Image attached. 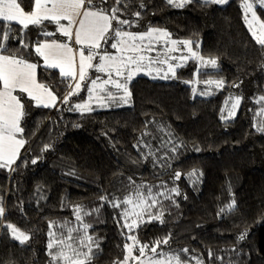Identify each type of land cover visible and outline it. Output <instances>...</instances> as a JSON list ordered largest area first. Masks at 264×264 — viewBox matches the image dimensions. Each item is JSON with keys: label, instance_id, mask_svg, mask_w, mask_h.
Here are the masks:
<instances>
[{"label": "trees", "instance_id": "trees-1", "mask_svg": "<svg viewBox=\"0 0 264 264\" xmlns=\"http://www.w3.org/2000/svg\"><path fill=\"white\" fill-rule=\"evenodd\" d=\"M243 1L221 6L193 0L182 9L167 0L120 4L117 15L132 22L123 30L163 29L192 41L202 56L219 62L221 69L211 74L224 79L226 88L211 98H194L187 84L142 76L130 86L133 106L110 111L75 110L87 97V85L82 98L63 103L71 81L63 80L58 69L46 68L32 45L63 41L64 36L46 37L41 28L30 26L24 36L29 48L24 49L20 26L13 25L6 54L36 63L40 83L55 91L58 104L37 107L23 98L30 104L22 122L26 146L11 170L0 168V264H50L48 233L64 232L61 225L67 221L69 227H80L77 207L90 225L87 234L99 245L93 248L92 264L122 261L130 236L149 248L167 239L159 249L178 255L182 264H264V131L259 130L264 49L245 23ZM20 2L26 12L32 10V0ZM95 4L117 6L115 0ZM258 13L264 20V10ZM45 25L46 31L56 27ZM186 75L194 78L192 66L178 71L179 77ZM236 85L245 89L244 99L237 117L224 121L222 109ZM137 185L146 186L145 192L151 189L157 204L149 211L162 213L163 222L145 214L130 231L120 215L125 206L114 208L112 201L122 200ZM9 223L30 239L24 244L13 239ZM50 224L55 226L50 229Z\"/></svg>", "mask_w": 264, "mask_h": 264}, {"label": "snow or ice", "instance_id": "snow-or-ice-1", "mask_svg": "<svg viewBox=\"0 0 264 264\" xmlns=\"http://www.w3.org/2000/svg\"><path fill=\"white\" fill-rule=\"evenodd\" d=\"M192 2L193 0H167L168 4L177 8ZM101 3H106V0H101ZM122 3H125V0H115L117 6L107 9L98 7L95 0H32V10L26 12L20 0H0V168L11 170V165L16 162L20 150L26 143L22 136L24 129L21 126V121L25 116L24 102H22L21 96L14 93L26 94L27 98L35 101L37 106L46 108L54 107L57 101L53 91L37 81L38 65L36 63H31L16 54H6L7 42L13 31V25L20 26L18 39L20 47L24 49L29 48L24 36L30 26L41 28L40 34L43 36L55 35L53 32L44 30L46 28L45 21L55 24L56 32L67 37L69 41L74 39V44L80 46L74 49L68 43L52 40L38 42L32 45V48L35 54L44 61L46 68L59 69L60 77L63 80L71 81L67 85L70 91L64 97L63 103H69L71 97L78 95L79 91L84 90L87 85L88 100L74 105L75 110L81 113L93 110L91 101L94 98L97 101L104 99L116 101L118 99L122 103H128L131 98L128 84L135 75L141 72L148 75L155 71L158 76L161 69L154 67L155 65H167V71L160 78H168L169 73L175 78V68L181 65H173L169 61L187 59V57L168 55L176 52L178 45L186 48L193 58H198L203 64L216 67V59L205 61L193 50L192 41L173 40L166 30L149 28L143 33L123 30L124 25L132 26V22L122 20L117 15V13H122V9L119 7ZM205 3L223 5L227 4L228 0H205ZM257 7L264 10V0H244L242 4L245 23L256 43L264 49V21L257 15ZM249 13L251 19H249ZM134 15L139 18L140 13L136 12ZM61 21H67V23H61ZM114 22L121 27H115ZM161 41L171 45L162 53L157 51V48L161 46ZM105 46L114 51H107ZM153 52H156L155 56L151 55ZM94 61L95 63H93ZM89 70L103 74L106 79H102L100 75L92 78L89 75ZM157 76L152 78L155 79ZM185 83L188 82L185 81ZM207 83H215L217 87H220L224 82L218 80L207 81ZM236 86L238 87V85ZM113 87L122 95L117 97L112 93L110 88ZM195 91L194 88L193 92L195 93ZM260 101H264V96L260 97ZM239 104L240 98H236L230 115L234 114V110ZM261 114H264V107L261 109ZM259 130L264 131V122ZM45 150H47V146ZM32 163L35 164L36 160H33ZM179 177L180 173H176V178L179 179ZM129 180L131 184L135 183L131 178ZM145 187L137 185L122 200L114 198L112 201L114 208L125 206L120 215L124 221L123 227L130 231L138 226V222L143 221L145 214H148L151 219L163 222L162 213L157 216L151 215L149 209L156 206L157 200L150 188L147 192L144 191ZM172 191L177 192L176 189H172ZM160 195H164V193H160ZM101 199L107 200V197H101ZM127 206H131V209ZM234 206L233 202L228 206L229 210ZM81 212L82 209L79 207L74 210L75 220L80 222V227H69L71 221H67L61 225L65 231L59 235L54 231H49L47 254L50 257V264H92L93 248L99 245L91 235L87 234L90 225L83 222ZM3 215L4 208L0 207V217ZM130 217H135V219L129 223ZM54 226V224H50L49 228L52 229ZM6 227L10 230L12 238L19 241L20 244H24L30 239L27 234L14 225L9 223ZM128 238L133 241V244L125 245L127 254L122 261L114 262V264H128L129 260L137 261L138 264H172L174 260L175 264H182L178 255L167 256L157 252V248L161 244L168 243L167 239L156 241L155 246L151 248L146 244L139 246L137 249L139 256H135L133 249L139 244V241L135 236ZM244 238V235L240 236L241 240ZM146 249L160 258L153 259L149 256L146 261L141 260V257L146 255ZM183 251L187 252V249ZM197 264H201V262L197 261Z\"/></svg>", "mask_w": 264, "mask_h": 264}, {"label": "rangeland", "instance_id": "rangeland-1", "mask_svg": "<svg viewBox=\"0 0 264 264\" xmlns=\"http://www.w3.org/2000/svg\"><path fill=\"white\" fill-rule=\"evenodd\" d=\"M202 1H205V0H202ZM230 1L231 0H228L227 4H229ZM227 4H223L221 6H225ZM184 7H181V8L174 7V8L175 9H182ZM258 9L259 8L257 7L256 11H257V15L260 17V15L258 13ZM248 16H249V19H251V14L250 13L248 14ZM260 19L262 21H264L261 17H260ZM61 23L66 24L67 21H61ZM161 30H163V29H161ZM166 31L168 33H170L171 39L180 41L179 39L174 37V35H173V33L171 31H169V30H166ZM48 32H53V33H55V35L60 34V33L56 32V27L49 29ZM134 33H143V32H134ZM62 42L68 43V44L70 43L69 46L73 47L74 49L80 47V46L74 44V39H73V41H69L67 37H65V40L62 41ZM168 47H171V45L170 44H165L163 41H161V46H159L157 48V51L162 53ZM177 47H178V50L176 52L169 53L168 55L176 56V57H187V59L186 60L177 59V60H170L169 61V63H171L173 65H176V64H180L181 65L180 67L175 68V78L172 77L171 73H169V77L166 78V79L165 78H160V77H162L164 75V72L167 71V65H155L154 67H159L161 69L159 75L157 76V73L155 71H152L148 75H145L143 72L135 75L134 78L131 80V82L128 84V88H129L130 92H131V89H130L131 83L135 79H137L138 77H142V76L148 77V78H150L152 80H162V81H166V82H180V83H183V84H187V85L191 86L192 89L195 88L196 91H195V93L193 92V97L194 98H196V97L211 98V97L216 96V95H218L219 93H221L222 91L225 90V88H226L225 80L224 79H218L214 74H211V73L216 72V71L221 69V65L219 64L218 61H217L216 67L213 68L210 64H203L198 58H193L191 56V54L187 51V49L184 48L182 45H178ZM192 47H193V45H192ZM193 50L195 52H197L200 57H203L205 61L209 60L208 58L202 56L200 54V52L197 51L196 49L193 48ZM151 55L155 56L156 52L151 53ZM77 61H78V56H77ZM93 63H95V61ZM188 66H192L194 68V78L193 79L188 78L187 77L188 75L183 76V77H179L178 76V71L183 69V68H186ZM186 71H188V68L186 69ZM93 72H94V70H89V75L93 74ZM94 73H95V77L97 75H100L102 77V79H106V77H104L103 74L96 73V72H94ZM153 76H157V78L153 79L152 78ZM218 80H222L224 82L223 85L220 86V87H217L215 83H211V84L207 83V81L215 82V81H218ZM185 81H187L188 83H185ZM49 89L54 91L51 87ZM84 90H85V88H84ZM110 91L112 93L116 94L117 97L122 95V93L119 92L114 87L110 88ZM245 92H246L245 89H242V88H239V87L236 86L235 90L233 92H231V94L228 95V97L226 99V102H225V104L223 106L222 115H221V118L224 121L234 120L237 117V115L239 113V110L241 108L243 99H244ZM83 93H84V91L81 90V91H79L78 95H74L71 98H74V99L79 98L80 99V98H82L81 96H82ZM14 94L18 95V96H21L22 100H23L24 97L26 99H28L26 94H21V93H14ZM236 98H240V104L238 106H236V108L234 110V114L230 115V112H232V106L235 104ZM87 100H88V93H87V97L85 99H83V100H80L79 103H84ZM35 104H36V102H35ZM29 105L30 104L28 102L27 107ZM91 106H92L93 110L90 111V112H95V111H100V110H108V111H110V110H119V109H123V108H128V107L133 106L132 93H131V98L128 101V103H122L118 99L116 101H109L107 99H104L102 101H97L94 98L91 101ZM85 113H88V112H85ZM127 207H129V209H131V206H127ZM131 218L135 219V217H131ZM22 232H24V231H22ZM24 233L26 234V232H24ZM132 244H133V241L130 240L128 245H132ZM141 245H143V244H138V245H136L134 247L133 255L139 256V252L137 251V249ZM145 251H146V255L141 257V260H143V261H146L149 256H151L153 259H159L160 258L156 254L151 253L148 249H146ZM157 252L166 254L167 256H176L173 252L166 251V250H164L162 248L161 249L157 248ZM128 264H138V262L137 261H133V260H129ZM172 264H175L174 260H173Z\"/></svg>", "mask_w": 264, "mask_h": 264}, {"label": "crops", "instance_id": "crops-1", "mask_svg": "<svg viewBox=\"0 0 264 264\" xmlns=\"http://www.w3.org/2000/svg\"><path fill=\"white\" fill-rule=\"evenodd\" d=\"M46 41H52V40H46ZM56 41H58V40H56ZM64 41V40H63ZM58 42H61V43H64V42H62V41H58ZM70 44V43H69ZM59 70V69H58ZM36 78H37V81L40 83V81H39V79H38V67H37V73H36ZM54 92V94L56 95V93H55V91H53ZM17 93H19V92H17ZM56 97H57V95H56ZM29 101V100H28ZM32 101V100H31ZM22 102H24V112H25V116L23 117V119H22V121H21V126H22V122H23V120L25 119V117H26V111H27V102H26V100H22ZM34 102V104H35V101H33ZM58 104V98H57V101H56V104H55V106ZM35 106H37L36 104H35ZM54 106V107H55ZM37 107H43V106H37ZM25 146H26V143H25V145H24V147L20 150V152H19V157H20V155H21V153H22V151H23V149L25 148ZM19 157H18V159H19ZM18 159L16 160V162L18 161ZM15 162V163H16ZM14 163V164H15ZM14 164H12V165H14Z\"/></svg>", "mask_w": 264, "mask_h": 264}]
</instances>
